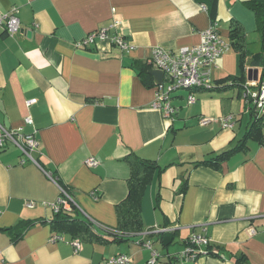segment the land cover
Here are the masks:
<instances>
[{"label":"crops","instance_id":"crops-1","mask_svg":"<svg viewBox=\"0 0 264 264\" xmlns=\"http://www.w3.org/2000/svg\"><path fill=\"white\" fill-rule=\"evenodd\" d=\"M12 6L19 9L20 30L9 35L0 26V125L33 132L38 164H21L24 155L12 143L0 149V264H109L117 254L129 257L126 264H241L240 256L245 264H264V141L248 142L216 166L195 165L235 146L248 127L251 104L242 86L219 83L227 76L246 81L248 69L259 71L248 64L242 70L230 44L236 21L248 50H264L244 0H0L2 11ZM114 19L108 34H120L130 51L108 39L76 45ZM213 23L229 49L212 69V87L195 91L192 104L188 90L174 92L178 110L166 118L151 107L154 80L144 86L131 64L155 69L148 61L154 47L175 52L195 45ZM226 115H232L230 128L199 124L201 117ZM130 153L160 167L142 199L143 231L120 243H82L75 252L69 236L53 233L48 222L59 186L45 171L67 188L80 215L114 228ZM90 156L97 166L84 164ZM28 221L34 223L19 235V224ZM154 226L173 232L167 247L160 232L146 233ZM191 232L209 238L211 253L180 259ZM53 234L62 239L50 241ZM142 240L158 253L153 263L151 250L137 243Z\"/></svg>","mask_w":264,"mask_h":264},{"label":"built area","instance_id":"built-area-1","mask_svg":"<svg viewBox=\"0 0 264 264\" xmlns=\"http://www.w3.org/2000/svg\"><path fill=\"white\" fill-rule=\"evenodd\" d=\"M204 9L205 6L202 5ZM19 9L12 6L8 11L0 9V26H2L9 35H13L20 30V22L18 17ZM118 21L113 20L112 24L107 27H102L98 30L89 32L83 39L76 43L78 46L88 45L95 42L97 39H108L112 44L116 45L121 51H130L133 46L129 41L124 40L120 34H108V29L114 27ZM229 44L225 42L218 34L215 24H211L207 29L199 33V42L195 45L182 47L175 52L163 50L161 47L152 49L149 63L154 65L155 69L162 72V81L156 86L155 98L151 102V107L159 109L163 112L166 118L173 119L178 108L171 103L172 94L179 90H188L186 97L187 104L195 102V91L210 89L212 87V69L216 65L217 59L227 52ZM243 97L251 104V110L257 117L264 119V69L258 71L256 80H246L242 85ZM35 102V99H30L26 102L29 106ZM25 123L31 124L30 117L24 119ZM219 121L221 126L230 128L233 124L232 115H226L213 119L210 117H201L200 125H208L211 122ZM7 143H12L24 155V159L20 160L23 164L25 161L37 163L32 157V153L37 149L38 140L32 133H23L22 131L7 129L0 125V149L4 148ZM38 164V163H37ZM84 164L88 167H95L98 161L90 156L85 159ZM45 174L59 186V195L51 204L53 211L58 212L62 209H69L75 204L66 190L60 187L57 182V177L51 172L45 171ZM95 197V196H94ZM170 230L168 227L154 226L146 233L150 232H165ZM62 239V235L53 234L49 238L50 241ZM73 246L75 252L81 249V242L72 239L68 240ZM151 250L150 263H153L158 256V253L152 249L150 240H142L137 242ZM209 238L200 232H191L185 240V247L179 253V258L183 260L194 259L197 255L207 254ZM107 262L109 264H126L129 262V257L125 254H117L110 257Z\"/></svg>","mask_w":264,"mask_h":264},{"label":"trees","instance_id":"trees-1","mask_svg":"<svg viewBox=\"0 0 264 264\" xmlns=\"http://www.w3.org/2000/svg\"><path fill=\"white\" fill-rule=\"evenodd\" d=\"M244 2L245 5L253 11L257 28L264 36V0H244ZM229 39L232 49L239 55V64L242 70L246 64L258 67L259 70L264 69V50L258 52H251L248 50L245 34L236 21L231 22ZM131 66L137 71L144 86L147 88L154 86L153 78L148 73L150 69L146 64L135 62L132 63ZM228 81L231 82L230 84H227L229 86L234 84L242 86L245 82L242 76H227L226 78L221 79L219 83ZM227 85L221 87H227ZM263 127V117H257L253 110H251L248 127L235 146L220 152L208 160L198 161L195 165L216 166L234 153L245 150L248 142H255L257 144L263 143ZM127 159L130 170L127 179V194L125 198L115 206L117 216L116 226L114 228L105 227L89 216L85 215L86 217H84L80 215L79 212L75 210L74 205H72L68 210L61 208L58 212H55L53 218L48 221L53 233L66 234L69 236V240L75 239L81 242V244L97 243L106 245L130 240L132 236L142 232V199L149 184L153 180L155 172L159 171L160 167L154 161L140 158L134 153L127 155ZM60 187L69 193L67 188L62 185H60ZM184 187L185 183L182 185V190ZM39 222L45 223L46 221L39 220ZM33 223L34 221L20 223L19 227L21 232L19 235H21ZM19 235H17V237H19ZM158 236L165 247L172 242L174 237L173 232H160L158 233ZM208 246L209 244L207 245V248ZM209 253L211 252L208 251L207 254ZM238 262L245 264L243 257L241 256L238 258Z\"/></svg>","mask_w":264,"mask_h":264},{"label":"water","instance_id":"water-1","mask_svg":"<svg viewBox=\"0 0 264 264\" xmlns=\"http://www.w3.org/2000/svg\"><path fill=\"white\" fill-rule=\"evenodd\" d=\"M149 75H151L153 77L154 83L155 85H160L161 81H162V72L158 69H152L149 70ZM248 80H256L257 76H258V69L257 68H250L248 69Z\"/></svg>","mask_w":264,"mask_h":264}]
</instances>
